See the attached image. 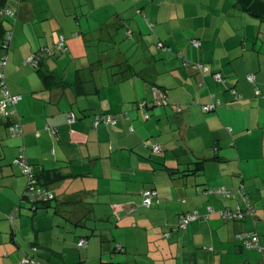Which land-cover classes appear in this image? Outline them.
Returning <instances> with one entry per match:
<instances>
[{"label": "crops", "instance_id": "1", "mask_svg": "<svg viewBox=\"0 0 264 264\" xmlns=\"http://www.w3.org/2000/svg\"><path fill=\"white\" fill-rule=\"evenodd\" d=\"M7 4L17 8V19L5 24L12 38L0 71L10 92L21 96L16 108L23 137H11L9 120L0 114V246L19 242L18 249L0 248V264L30 256L20 234L55 264H87L98 256L108 264L104 254L115 259L110 264H131L130 254L117 255L132 249L127 239L104 252L103 244L112 242L104 226L140 225L147 231L143 264H264L262 253L242 238L253 232L264 246V19L239 0ZM61 36L66 50L46 57L42 69L66 85L48 88L25 61ZM159 42L168 50H159ZM101 44L98 59L94 48ZM109 49L117 50L114 59ZM216 73L223 82L214 80ZM215 100L222 104L205 112L203 105ZM71 113L74 124L68 123ZM100 113L116 124L95 128L93 116ZM154 144L162 152L155 153ZM21 145L55 195L34 213L21 204L27 180L14 164ZM197 162L201 170L192 174ZM221 187L234 196L210 192ZM147 188L158 193L150 209L142 206ZM246 199L253 215L241 221L220 215L245 209ZM19 205L9 223L7 215ZM195 212L200 217L180 228V219ZM81 239L86 245H78ZM94 240L100 242L95 255ZM26 259L21 264H29Z\"/></svg>", "mask_w": 264, "mask_h": 264}, {"label": "built area", "instance_id": "2", "mask_svg": "<svg viewBox=\"0 0 264 264\" xmlns=\"http://www.w3.org/2000/svg\"><path fill=\"white\" fill-rule=\"evenodd\" d=\"M0 16H6L11 19H14L17 16V10L13 8H3L0 11ZM7 43L10 45V41L12 38V31H10L7 36H6ZM64 41L65 37L61 36L60 37V42L55 45V48L57 51H63L64 50ZM194 46L199 47L200 43L196 40L192 41ZM159 48L162 47L161 44L158 45ZM46 53V52H45ZM53 53H47V55H52ZM2 68L5 67L6 65V60L7 56L4 54L2 56ZM26 65H29L31 67H37L38 65V58L36 56L31 55L29 56L26 61ZM199 71H206V66L204 65H196V67ZM214 79L217 82H222L223 77L221 74H215ZM249 82L254 83V76L250 75L248 77ZM21 100V96L18 95H13L10 90L7 87L6 84V77L3 71H0V114L2 117L6 118L9 120V125H8V132L12 137H23V129L21 125V120L17 112V104ZM221 104L220 100H216L211 104L203 105V110L205 112H210L216 109L217 106ZM178 111H181L180 109ZM77 121V117L71 113L69 115V124H74ZM101 123H104L106 125H114L116 124V120L113 116H101V117H96L93 125L95 128ZM52 136H55L57 131L56 129H50L48 128ZM153 150L155 153H160L162 151V148L160 145H155L153 147ZM18 168L20 169L22 175L26 177L27 179V186L26 190L23 195V199L26 200L30 204H36L39 202H47L51 201L54 199V194L52 191H50L48 188H46L43 184L40 183L38 180L36 171L34 168L29 164L28 159H27V154H26V148L24 145L19 147V153L18 156L15 160L14 163ZM211 193H218L222 194L225 197H233L234 193L226 190V189H213L210 191ZM143 197V206L146 209L151 208L154 205V202L158 198V193L155 190H144L142 193ZM247 200V199H246ZM18 212V208H14L12 210V213L8 216V219L10 220L11 223H13V219L15 215ZM213 209H208V214L212 213ZM254 214V206L252 203L247 200V207L245 209L239 210V211H232L231 209H225L224 211L220 212V215L226 219V220H231V221H241L243 220L247 215H253ZM200 215L198 212H195L190 215H185L180 219L179 227L180 228H187L189 224L198 219ZM207 219L208 216H205ZM243 241L245 242V245L248 249H255L259 250L263 257H264V246L261 245L258 241V236L253 233V232H247L243 236ZM80 246L86 245V241L81 240L79 243ZM120 249V247H119ZM122 250V249H121ZM28 262L27 260H25Z\"/></svg>", "mask_w": 264, "mask_h": 264}, {"label": "rangeland", "instance_id": "3", "mask_svg": "<svg viewBox=\"0 0 264 264\" xmlns=\"http://www.w3.org/2000/svg\"><path fill=\"white\" fill-rule=\"evenodd\" d=\"M9 19H7L6 20V24H10V22L8 21ZM115 40V39H114ZM124 42L125 41H127V38L126 37H124ZM126 43V42H125ZM121 44V43H120ZM102 46H104V45H100V48H98L97 49V47L95 46V51H96V53H97V58L99 59V58H101L102 56L101 55H99L98 54V51L99 50H103V49H105L104 47H102ZM112 46V45H111ZM106 48H109L108 46H105ZM111 48H113V47H111ZM109 53H111V58H115L116 57V54H118L117 53V50L116 49H109ZM103 58H104V56H103ZM104 60V59H103ZM107 61H105V63H106ZM110 62V61H109ZM22 146V145H21ZM24 179H26L25 177H24ZM27 180V179H26ZM22 203H24L25 204V206H27V208H29L30 209V204L26 201V200H23L22 202H21V204ZM20 204V205H21ZM19 205V206H20ZM25 206H24V208H25ZM13 210V209H12ZM12 210H10V213L7 215V220H8V222L10 223V220L8 219V216L12 213ZM23 210H25V209H23ZM29 211H31V213H34L31 209L29 210ZM145 210H143V213H145L144 212ZM18 214V213H17ZM16 214V215H17ZM16 215H15V217H16ZM31 217V216H30ZM31 221H32V219L30 218L29 219V222H28V224H29V227H31ZM8 224V223H7ZM9 225V224H8ZM12 227L14 228V226H13V224H12ZM1 229H5V227H0ZM101 228H103V227H101ZM104 228H106V229H108V230H104V237H108V236H110V239L109 240H111L112 242H108V243H106V244H103V246H104V252H107V250H109L110 251V249L111 250H113L114 248H116V246H117V240H119L120 238H123V239H127V241H128V243L131 245V247H132V249L130 248V251L128 252V253H119V254H117L118 256L119 255H124V256H126L127 254L129 255L130 254V256L132 257V258H134V259H132V260H130V261H132L131 262V264H143L145 261H146V258H145V252H147V250H148V248H147V242H146V235H147V231L144 229V227L142 226V225H140V227H137V228H134V229H129V230H117V229H114L112 226H104ZM10 229V228H9ZM15 231V230H14ZM30 232H31V230L30 229H26V230H24L23 231V233H25V234H27V235H29L30 234ZM45 233H42V235H44ZM113 235H115V238H117V239H112V237H113ZM8 236H9V233H7V238H8ZM20 236L24 239V241H25V243L27 244V246H28V250H29V252H30V256H25V257H23V258H21L20 259V261L18 262L19 264H21V263H23V259L24 258H28V259H31L33 262L32 263H29V264H55V262H52V261H47L40 253L43 251L44 253H45V251L43 250V248H40L39 246H37V245H34V244H32L33 243V241H31V240H29V241H27L26 240V238L25 237H23V235H21L20 234ZM3 237V236H2ZM9 237H11V236H9ZM15 239L16 238H14V241H15ZM18 239H20V238H18ZM12 241V240H11ZM105 242H107L106 240H104ZM17 242V243H16ZM16 242H10V243H8V244H2L1 246H0V248H2V249H7V248H12V249H18L19 248V242L18 241H16ZM99 241H95L94 240V243H92L91 244V247H92V249H93V251H92V254L93 255H95V250H98V247H99ZM110 245V246H109ZM136 250H140L139 251V254H141V256L140 257H135L134 256V252L136 251ZM11 251V250H10ZM132 252V253H131ZM137 253V252H136ZM92 255V256H93ZM107 254H104V256H105V259H103V261H102V263H104V262H106V263H108V264H110L109 262H111V263H113V262H115V259H110V257H108V256H106ZM103 256V257H104ZM100 258L101 257H95V258H93L92 257V259H91V261H88V263L87 264H101V260H100ZM108 258V259H107ZM55 260L56 261H58V259L57 258H55Z\"/></svg>", "mask_w": 264, "mask_h": 264}, {"label": "trees", "instance_id": "4", "mask_svg": "<svg viewBox=\"0 0 264 264\" xmlns=\"http://www.w3.org/2000/svg\"><path fill=\"white\" fill-rule=\"evenodd\" d=\"M8 0H0V11L3 9V8H13L15 10H17V8L15 6H10L7 4ZM239 3L243 6V8L248 11L249 13H251L253 16H256L260 19H264V2L263 1H260V0H239ZM9 19L8 21L10 22V25L13 26L16 19H17V16L14 18V19H11L9 17H6V16H0V59L2 58V56L4 54H6L8 52V50L10 49L9 47V43H7V34L12 31L11 29H8L5 27V24H6V20ZM127 36L131 39L133 38V33L131 31L127 32ZM193 40H196L198 41L197 39H193ZM192 40V41H193ZM191 41V44L193 45ZM60 42V38L57 42H55L51 47H45V48H41L39 51L35 52L34 53V56H36L38 58V65L37 67H32L36 70H38L41 74V78H42V81L44 83V85L48 88H50L51 86H56V87H64V85H66V83L62 80V79H56L55 76L52 74V73H49L47 71H44L42 69V66L44 65V60L46 57H52L54 55H56L57 53H62L66 50V46H65V42H66V38H65V41H64V50L63 51H57L55 48V45H57L58 43ZM199 42V41H198ZM200 43V42H199ZM161 44L162 47L159 48L158 45ZM157 48L159 50H162V51H166L168 50L167 46L163 43V42H159L156 44ZM197 47V46H195ZM46 52V53H45ZM53 53L52 55H47V53ZM33 55V54H32ZM31 56V55H30ZM198 65H204L206 66L205 64H198ZM29 66V65H28ZM31 67V66H30ZM207 68V66H206ZM216 74H221V73H216ZM215 75V74H214ZM222 76V74H221ZM223 77V76H222ZM215 80V79H214ZM223 81H224V77H223ZM222 81V82H223ZM249 81V80H248ZM251 83V82H250ZM83 85V82H77V84L74 85V87L78 90L80 89V86ZM79 91V90H78ZM77 91V92H78ZM241 99V96L237 95L236 96V100H240ZM216 101V100H215ZM222 104V102H221ZM220 104V105H221ZM101 116H107L106 114H95L93 117V120H95L96 117H101ZM109 116V115H108ZM111 116V115H110ZM69 120V118H68ZM11 136V135H10ZM56 136V135H55ZM12 137V136H11ZM155 145H159V144H154L152 146V148L155 146ZM161 146V145H160ZM162 148V147H161ZM154 151V150H153ZM162 152V151H161ZM29 162V161H28ZM29 164L34 168V170L36 171V174H37V177H38V180L40 181L41 184H43L45 187H46V184L43 180V176H42V173H40L41 171H38L36 166H34L33 164H31L29 162ZM201 164V162H197L195 165L196 167L189 171L191 172L192 174H197L198 172H200L201 170V167L199 166ZM189 172L186 173V175L190 174ZM26 178V177H25ZM47 188V187H46ZM218 189H223L222 187L221 188H218ZM225 189V188H224ZM50 190V189H49ZM144 190H155V189H144ZM143 190V191H144ZM213 190V189H212ZM227 190V189H226ZM51 191V190H50ZM142 191V193H143ZM156 191V190H155ZM211 191V190H210ZM53 193V192H52ZM55 196V195H54ZM55 199V197H54ZM53 199V200H54ZM143 199V197H142ZM24 200V199H23ZM53 200L51 201H47V202H39V203H36V204H30V209L34 212H36V210L41 206V205H46L50 202H52ZM143 206V204H142ZM144 207V206H143ZM18 208V212L20 210V206L17 207ZM145 208V207H144ZM150 209V208H149ZM17 212V213H18ZM81 240H84V239H81ZM85 241V240H84ZM80 243V242H79ZM78 243V245H79ZM80 246V245H79ZM121 248V247H120ZM28 262L32 263V260L31 259H26Z\"/></svg>", "mask_w": 264, "mask_h": 264}]
</instances>
